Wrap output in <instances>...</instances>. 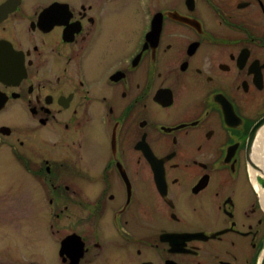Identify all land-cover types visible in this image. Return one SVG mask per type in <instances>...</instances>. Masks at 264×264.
<instances>
[{"label":"flooded vegetation","instance_id":"af4514ba","mask_svg":"<svg viewBox=\"0 0 264 264\" xmlns=\"http://www.w3.org/2000/svg\"><path fill=\"white\" fill-rule=\"evenodd\" d=\"M0 120L4 264H264V0H0Z\"/></svg>","mask_w":264,"mask_h":264},{"label":"rangeland","instance_id":"374dc122","mask_svg":"<svg viewBox=\"0 0 264 264\" xmlns=\"http://www.w3.org/2000/svg\"><path fill=\"white\" fill-rule=\"evenodd\" d=\"M6 164L7 163L4 160V158L3 157L2 158L0 157V196H2L3 191L5 190V188H4V186L6 184L5 183V178L12 180V177H10V176L8 177L9 174H6L5 173L6 172V167H5ZM16 196H18V195H16ZM2 201H3V203H2ZM4 205H6L8 207V204L5 203L4 199H1L0 198V207H2ZM2 222H4V220H2L0 223H2ZM3 253H4L3 247H2V245H0V264H4Z\"/></svg>","mask_w":264,"mask_h":264},{"label":"bare ground","instance_id":"6f19581e","mask_svg":"<svg viewBox=\"0 0 264 264\" xmlns=\"http://www.w3.org/2000/svg\"><path fill=\"white\" fill-rule=\"evenodd\" d=\"M261 134H262V138H263V141H264V128L262 129Z\"/></svg>","mask_w":264,"mask_h":264},{"label":"water","instance_id":"95a60500","mask_svg":"<svg viewBox=\"0 0 264 264\" xmlns=\"http://www.w3.org/2000/svg\"><path fill=\"white\" fill-rule=\"evenodd\" d=\"M262 123H264V120L259 125H261Z\"/></svg>","mask_w":264,"mask_h":264}]
</instances>
